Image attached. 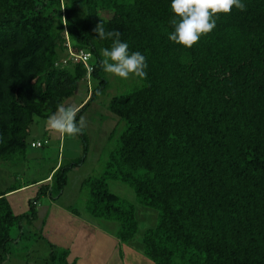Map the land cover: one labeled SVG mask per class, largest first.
<instances>
[{
  "label": "trees",
  "instance_id": "trees-1",
  "mask_svg": "<svg viewBox=\"0 0 264 264\" xmlns=\"http://www.w3.org/2000/svg\"><path fill=\"white\" fill-rule=\"evenodd\" d=\"M242 2L245 11L218 15L215 29L186 48L168 39L170 0H0V166L19 167L32 144H46L30 139L31 127L79 83L90 91L78 116L109 91L100 60L112 40L93 32L102 22L147 68L144 79L132 75L140 84L103 105L113 117L108 141L124 128L100 175L83 182L86 214L112 223L120 245L136 241L152 264H264V0ZM80 53L86 64L74 60ZM83 162L26 182L39 186L22 214L6 195L23 187L0 190V264L15 241L11 229L37 218L40 197L59 199L68 172ZM114 181L158 212L138 240L135 206L110 192ZM68 254L51 252L50 260L74 264Z\"/></svg>",
  "mask_w": 264,
  "mask_h": 264
},
{
  "label": "rangeland",
  "instance_id": "rangeland-1",
  "mask_svg": "<svg viewBox=\"0 0 264 264\" xmlns=\"http://www.w3.org/2000/svg\"><path fill=\"white\" fill-rule=\"evenodd\" d=\"M106 77L110 83V89L96 101L84 108L81 115H77L79 120L83 116L86 120V127L83 131L87 140V152L84 155L83 142L79 135L74 137L62 136L47 129V120H37L30 129V139L46 141L41 148H28L26 160L19 167L0 166V190H5L10 186L23 187L26 182H30L43 177L48 171L58 165H66L77 162L84 158V162L74 167L67 174V185L59 199L51 200L48 196H42L36 204L37 218L31 224H24L20 230L13 227L10 237L15 241L8 246L9 256L1 264H61L56 259L54 263L50 260L51 252L60 253L67 250V241L72 235L71 222L74 209L79 217L87 218L85 204L87 200V189L83 186L84 180L99 176L102 166L108 157L109 151L115 145L117 138L123 131L124 125L115 130L112 138L108 141L110 121L113 120L108 111H103V105L115 95L117 91L131 89L133 84H140L132 75L133 80L129 86L122 80H126L106 72ZM122 86V88H119ZM136 87V85H135ZM89 83H79L74 95L62 104L73 103L82 105L87 95H89ZM125 92V91H124ZM81 107V106H80ZM114 124V123H112ZM49 182V179L44 181ZM109 190L122 200L132 203L136 209V219L138 221V232L135 240L141 238L146 229L156 225L158 212L148 209L136 203L133 191L120 182H109ZM39 185L23 187L14 193L7 194L14 214H22L27 211L28 201L34 198ZM70 216V217H69ZM89 217V216H88ZM94 226L110 232L112 223L104 220H93ZM115 227V225H114ZM20 231L24 236L20 235ZM99 236V235H98ZM105 239V237H102ZM120 246L119 241L113 239ZM95 247L92 249L88 264H102L106 256L114 258L115 253L111 250L113 242H104L101 238L94 240ZM139 244L133 241L134 254L129 258L127 264H146V259L139 251ZM140 248V247H139ZM69 252V250H67ZM70 255V254H68ZM145 258V259H144ZM145 260V261H144ZM152 263L151 261H147Z\"/></svg>",
  "mask_w": 264,
  "mask_h": 264
},
{
  "label": "clouds",
  "instance_id": "clouds-1",
  "mask_svg": "<svg viewBox=\"0 0 264 264\" xmlns=\"http://www.w3.org/2000/svg\"><path fill=\"white\" fill-rule=\"evenodd\" d=\"M170 8L174 14L170 20L173 31L168 39L186 48L197 44L201 36L212 32L216 27V17L227 15L233 8L246 10L242 0H170ZM100 39H111L110 48L102 49L100 64L105 72L117 77L128 79L130 75L146 78V58L140 52H129L127 42L121 41L118 30H106L99 22L93 29ZM89 73L94 69L89 67ZM100 91L96 92L99 96ZM80 107L76 104H61L47 119V129L62 136L74 137L82 134L86 127L83 116L77 120Z\"/></svg>",
  "mask_w": 264,
  "mask_h": 264
},
{
  "label": "crops",
  "instance_id": "crops-1",
  "mask_svg": "<svg viewBox=\"0 0 264 264\" xmlns=\"http://www.w3.org/2000/svg\"><path fill=\"white\" fill-rule=\"evenodd\" d=\"M15 193L16 192H14L13 195H15ZM69 222H71L72 230V235L69 237V241H67V250H69L70 254L67 257L69 263L88 264L92 249L95 247L94 240L98 238H101L104 242L114 243V246L111 249L115 253L114 258L112 259L106 256L102 264H127L133 253H138L137 250H134L135 247L133 245H120L118 247L119 249H117L115 245L118 244V242L113 240L114 237L108 232L104 233V229L102 231L101 228L94 226L93 219L88 216L87 218H81L78 214L72 213V217L69 219ZM102 237H105V239ZM136 248L140 249L139 247ZM147 261L146 264H152Z\"/></svg>",
  "mask_w": 264,
  "mask_h": 264
},
{
  "label": "built area",
  "instance_id": "built-area-1",
  "mask_svg": "<svg viewBox=\"0 0 264 264\" xmlns=\"http://www.w3.org/2000/svg\"><path fill=\"white\" fill-rule=\"evenodd\" d=\"M74 58H76V59H74V60H79L80 62H82L83 64H86V61H87V59H88V55L87 54H84V53H80V54H78L77 56H75ZM32 147H40V144L37 142V143H35V144H32Z\"/></svg>",
  "mask_w": 264,
  "mask_h": 264
}]
</instances>
